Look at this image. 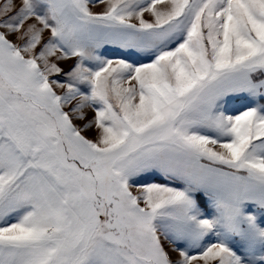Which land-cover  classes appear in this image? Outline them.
I'll use <instances>...</instances> for the list:
<instances>
[{
  "label": "snow or ice",
  "instance_id": "snow-or-ice-1",
  "mask_svg": "<svg viewBox=\"0 0 264 264\" xmlns=\"http://www.w3.org/2000/svg\"><path fill=\"white\" fill-rule=\"evenodd\" d=\"M0 264H264V0H0Z\"/></svg>",
  "mask_w": 264,
  "mask_h": 264
}]
</instances>
